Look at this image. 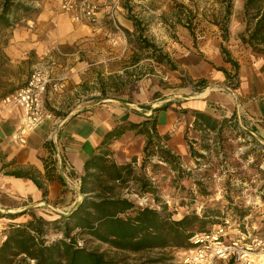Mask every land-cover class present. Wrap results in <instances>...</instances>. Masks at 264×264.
<instances>
[{
	"label": "rangeland",
	"instance_id": "1",
	"mask_svg": "<svg viewBox=\"0 0 264 264\" xmlns=\"http://www.w3.org/2000/svg\"><path fill=\"white\" fill-rule=\"evenodd\" d=\"M24 1L32 4L35 10L32 13L18 11L13 14L12 26L0 29V36L6 29L40 26L46 32V48H52L56 53L54 46L57 48L59 43L53 34L56 31L52 28L49 13L58 11V0ZM121 3L123 11L120 13L132 22V31L122 27L116 17L117 26L110 22L112 29L107 35L95 37L91 41L92 47L87 45L89 41L85 39L72 46L69 52L72 61L68 62V69L76 66L78 80L72 75V80L76 81L71 87L64 92L53 91L47 95L45 107L53 116L64 119L112 102L132 103L149 113V107L157 102L162 101L161 106L168 104L169 101L163 100L177 88L179 79L181 84L190 86L194 92L186 96H197L201 91V83H191L177 70L178 55L182 53L181 31L189 29L196 45L204 33H210L209 24L221 27V20L219 25L213 16L219 10V0H122ZM133 19L139 23L138 29L134 27L136 23ZM33 70L31 68L30 73ZM171 75L176 76L177 80L174 81ZM231 78V83H234L235 80ZM178 113L180 126H183V141L203 157L195 161L189 149L184 154L173 151L180 157L182 168L189 172L183 178H178L165 163L152 160L146 172L158 187L159 200L167 204L175 219L193 210L201 214L204 208L221 211L225 219L226 240L237 243L240 257L216 261V264H264V137L261 131L241 115L229 114L226 118L231 121L225 126L222 136L216 137L211 133L207 140L202 141L201 133L194 132L192 126L188 125L190 112ZM235 124L241 130H235ZM203 143L209 144L208 150L201 149ZM142 158L143 151L138 165ZM152 164L156 165L153 167ZM196 181L200 185L197 186ZM71 186L75 185L64 184L71 202L75 203L79 196ZM203 188L207 189V194L199 191ZM130 198L136 202L138 200L134 194ZM153 206L157 207L155 202ZM38 208L41 209L37 211L40 216L54 211L47 202H41ZM7 222L1 219L4 225ZM88 246L103 250L106 258L116 264H162L154 261L161 256L168 258L165 264H183L179 250H166L167 254L162 255L160 250L138 253L117 251L97 242H88ZM245 253L248 254L242 258ZM149 260L153 261L147 263Z\"/></svg>",
	"mask_w": 264,
	"mask_h": 264
},
{
	"label": "crops",
	"instance_id": "2",
	"mask_svg": "<svg viewBox=\"0 0 264 264\" xmlns=\"http://www.w3.org/2000/svg\"><path fill=\"white\" fill-rule=\"evenodd\" d=\"M219 3V10L213 16L220 25L224 3L222 0ZM243 3L244 0H233L227 41L221 37V27L214 23L209 24L210 33H204L196 45L186 26L188 30L181 31L182 53L178 55L177 70L191 83H201L202 88L197 96H186L194 92L190 86L181 84L179 79L177 88L170 92V97L163 100L169 101V107L157 113V131L161 135L170 136L168 142L172 151L184 154L189 149L183 141V126L179 122L181 119L178 111L181 109L202 111L216 118L229 114L241 115L258 127L264 137V54L251 51L238 39V34L245 27ZM57 10L56 13H49L52 28L56 31L53 34L59 43L57 48L54 46L56 53L52 48H46V32L40 26L6 29L0 36V212L18 215L13 220L2 217L8 221L7 224L9 220L20 222L27 219L29 215L25 212L37 213L41 210L38 208L41 202H47L54 210L43 216L49 220L66 215L75 205L60 180H63L60 168L51 165V151L57 145L48 138L54 126L58 128V145L71 162L73 176L78 179L84 172L85 160L96 151L107 131L124 121L141 122L162 102L150 106L149 113L132 103L103 104L87 113L64 119L55 116L45 118L33 130L20 134L23 127L22 110L17 106H5L1 100L26 82L31 68H40L52 80L44 95L45 107L48 94L53 91L64 92L78 80L76 66L68 69V62L72 61L69 53L72 46L85 39L89 41L87 45L92 47L91 41L95 37L107 35L109 29H112L109 26L111 21L104 13H101L95 26H90L73 22L70 15L62 12L59 6ZM116 17L122 27L132 31L130 20L121 13L116 14ZM222 46L236 62V68L224 61ZM72 75L76 80H72ZM231 77L234 83H231ZM171 78L177 80L174 75ZM207 89H210L209 94L200 98L199 94ZM178 101L179 104H175ZM193 120L190 116L189 126H192ZM144 144L143 135L126 130L109 147L117 163L127 162L133 156L137 157L139 163Z\"/></svg>",
	"mask_w": 264,
	"mask_h": 264
},
{
	"label": "trees",
	"instance_id": "3",
	"mask_svg": "<svg viewBox=\"0 0 264 264\" xmlns=\"http://www.w3.org/2000/svg\"><path fill=\"white\" fill-rule=\"evenodd\" d=\"M222 2L224 13L221 18V37L227 41L232 0ZM34 10L33 5L24 0H3L0 29L12 26V16L16 12L32 13ZM134 21V27L138 29L139 23ZM243 21L245 27L238 35L239 41L251 51L264 54V0H244ZM221 53L225 62L237 67L224 46L221 47ZM167 107L169 105L164 104L155 108L141 122L124 121L104 134L96 151L84 162V172L78 178L82 199L68 215L49 220L28 211L25 213L29 217L23 221L9 220L2 229L0 264H116L106 258L103 250L89 247L88 242L132 253L160 250L165 255L166 250L192 248L191 238L195 234H208L214 227L224 226L223 214L215 208H204L201 214L193 210L175 219L167 204L159 200L158 187L147 175L146 168L152 160L168 165L178 178L189 175L182 168L180 157L168 146L170 136L161 135L157 131V113ZM180 111L190 112L194 118L191 128L201 133L202 141L207 140L206 137L211 133L216 137L222 136L225 126L231 121L198 110ZM233 128L241 130L236 124ZM126 130L145 136L140 165L135 156L124 163H117L113 157L109 146ZM201 149L208 150L209 144H201ZM189 153L195 161L203 157L191 145ZM155 165L152 164L153 167ZM35 183L41 187L39 182ZM195 183L200 185L198 181ZM199 191L202 194L208 193L206 188ZM133 194L137 197L149 195L157 207L139 206L130 198ZM0 217L13 220L18 215L0 212ZM167 259L161 256L154 261L165 264Z\"/></svg>",
	"mask_w": 264,
	"mask_h": 264
},
{
	"label": "built area",
	"instance_id": "4",
	"mask_svg": "<svg viewBox=\"0 0 264 264\" xmlns=\"http://www.w3.org/2000/svg\"><path fill=\"white\" fill-rule=\"evenodd\" d=\"M121 2L122 0H58V6L62 12L68 13L75 23L95 26L100 20L101 13H104L108 20L117 26L116 14L123 11ZM138 2H142V0H138ZM51 82L52 80L45 70L36 68L30 73L22 87L1 100L5 106H17L22 110L23 127L20 129V134L33 130L45 118H53V114L44 107V95ZM58 135V128L54 126L50 130L48 138L50 141L56 142L57 145L56 149L52 148L51 151V165L60 168L64 184L69 186L73 183L75 186L71 187L77 194L79 179H75L73 176L71 162L58 145L60 141ZM137 204L153 206V201L148 195H145L138 197ZM1 219L2 217H0V238L2 240L4 224L1 223ZM191 242L193 243L192 248L178 251L182 253L183 264H216V261L236 260L240 257L238 256L237 243L226 240L224 226L218 225L208 234H195L191 238ZM246 254L248 253L243 254L242 258L246 257Z\"/></svg>",
	"mask_w": 264,
	"mask_h": 264
},
{
	"label": "water",
	"instance_id": "5",
	"mask_svg": "<svg viewBox=\"0 0 264 264\" xmlns=\"http://www.w3.org/2000/svg\"><path fill=\"white\" fill-rule=\"evenodd\" d=\"M77 194L79 195V198H78V200L75 202V205H74L73 209H75V207L80 203V201H81V199H82V194L80 193L79 190L77 191ZM68 214H69V212L66 213V215H68Z\"/></svg>",
	"mask_w": 264,
	"mask_h": 264
},
{
	"label": "bare ground",
	"instance_id": "6",
	"mask_svg": "<svg viewBox=\"0 0 264 264\" xmlns=\"http://www.w3.org/2000/svg\"><path fill=\"white\" fill-rule=\"evenodd\" d=\"M215 87V86H214ZM216 88V87H215ZM209 90L210 89H207V90H205L204 92H202L201 94H199V97L201 98V97H205V96H207L208 94H209Z\"/></svg>",
	"mask_w": 264,
	"mask_h": 264
}]
</instances>
